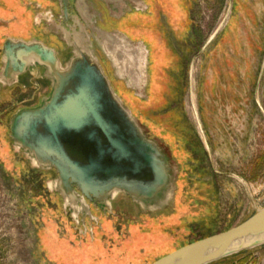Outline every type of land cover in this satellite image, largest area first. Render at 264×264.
Returning a JSON list of instances; mask_svg holds the SVG:
<instances>
[{
  "label": "rangeland",
  "instance_id": "374dc122",
  "mask_svg": "<svg viewBox=\"0 0 264 264\" xmlns=\"http://www.w3.org/2000/svg\"><path fill=\"white\" fill-rule=\"evenodd\" d=\"M95 1L103 7L104 1L111 7L118 4L117 0ZM69 2L73 4V0ZM175 2L178 9L182 8L186 13L182 18L188 22L173 26L165 8H157L162 23L152 20V28L160 31L161 27L162 37L169 40L175 57L155 76L158 82L152 79L155 73L152 62L147 63L149 73L142 92L130 87L115 61L107 59L109 56L106 57L96 45L93 34L85 28L80 32L66 27L76 45L80 40L77 37L85 34L89 38L92 42L87 45L92 51L90 56L102 68L115 95L142 127L145 137L160 147L168 164L170 183L174 184L171 201L160 210L148 211L130 196L122 194L110 205L84 199L88 208L79 211L66 206L59 190L53 189L51 196L48 186L52 181L55 183L57 172L53 168L32 167L34 164L24 150L15 148L10 132L11 120L17 112L41 106L52 93L54 82L46 74L47 68L34 66L39 71L40 85L35 96L31 89L30 70L17 76L21 87L13 86L8 93L2 90L0 95V264H68L72 254L67 251L66 242L61 240L68 241L71 235L76 248L88 247V240L96 236L97 244L103 242L106 246L101 252L103 257L106 256L105 250L122 252L123 246H128L130 255L136 257L141 246L139 243L155 241L163 246L156 255L160 259L196 240L226 231L264 207V52L261 50L264 32L259 31L256 38L259 50L250 56L254 59L251 64L248 62L245 80L238 79L229 84L227 77L223 76L226 73L221 71L222 66L216 68L218 79L213 76L214 69L208 59L213 49L220 50L224 42L231 46L240 43L237 26L239 1ZM125 5L134 11L129 0H125ZM251 5L258 10L259 16L264 13V0H254ZM67 7L69 11V4ZM138 20L135 36L141 37L143 22L140 15ZM186 24L192 30L188 27L186 31L189 32L185 33ZM104 30L114 32L118 29ZM131 40L142 41L139 38ZM63 43L68 51L59 52L62 55L59 62L65 67L74 56V50L65 38ZM247 57L250 58L249 54ZM110 61L116 74L125 78L127 83L115 77ZM3 62L0 50V73ZM235 70L238 71V67ZM23 85L27 88L24 92ZM164 134L174 135L180 149L166 142ZM186 193L200 201L192 206L191 217L181 213L176 222L161 221L165 219L164 214L180 207L181 201L188 205ZM206 194L208 198L204 197ZM49 209H54L55 214ZM143 210L162 216L158 223L160 227L131 240V232L143 221L140 214ZM156 260L144 258L140 264ZM211 264H264V245Z\"/></svg>",
  "mask_w": 264,
  "mask_h": 264
},
{
  "label": "water",
  "instance_id": "95a60500",
  "mask_svg": "<svg viewBox=\"0 0 264 264\" xmlns=\"http://www.w3.org/2000/svg\"><path fill=\"white\" fill-rule=\"evenodd\" d=\"M62 2L67 16L68 2ZM78 50L60 70L53 48L39 41L6 40L1 74L7 79L29 66H44L55 79L47 101L13 116L12 140L41 166L55 169L65 191H79L90 202H104L115 189L133 200L153 202L170 182L167 161L115 95L102 68L88 52ZM263 245L264 207L242 223L151 264H211Z\"/></svg>",
  "mask_w": 264,
  "mask_h": 264
},
{
  "label": "crops",
  "instance_id": "0c3cea01",
  "mask_svg": "<svg viewBox=\"0 0 264 264\" xmlns=\"http://www.w3.org/2000/svg\"><path fill=\"white\" fill-rule=\"evenodd\" d=\"M66 1H68L69 4L67 16L64 14V5L62 0H0V50L2 51V48L8 39L24 42L39 41L46 46L53 48L58 56V59L61 60V54L59 52L68 51V47L63 43L64 38L61 35L62 29L66 30V27H68L70 31L75 29L76 31L81 32L83 28H85L89 34H93L96 40V36L99 35V30L106 32L104 28H117L118 30H114V32H119L129 40L132 38L142 39V41L138 42L143 43L146 47L148 52V64L152 62L155 72L152 79H154L155 82H158L159 79L157 80L155 76H158L163 66L170 65L169 60L174 58L175 55L173 49L170 47L169 40L162 37L163 34L161 32V27L160 31L156 29L153 30L152 28L154 20L158 21V23H162L160 18L162 15L159 11H157V8H165V12L168 14V20L173 26L176 25V23L177 25L180 23L179 26H181V22H188V20L185 21V18L183 20L182 17H186V13L181 10L182 8L179 7L180 9H178V3L176 4L175 0L143 1L145 4L144 8L139 9L135 7L136 10L134 9L133 11L130 8L122 7V12L119 15L113 14L114 10H119L117 8L118 6L111 7V5L105 1L103 2V0L101 1L105 3V7H103V4L100 6L99 2H96L95 0H73V4H71L72 2H69L71 0ZM238 1L239 22L237 26L239 35L238 40L240 43L238 45L231 46L224 42L220 50L218 48L213 49L208 59L211 67L214 69V71H212L214 73L213 76L218 79L219 73L216 68L222 66L224 69L221 71L226 73V75L223 74V76L227 77V82L229 84L235 83L238 79H242V81L245 80L243 77H246L247 75L246 67L248 66V62L251 64L250 61L254 59V56H250L255 51L259 50L257 48L256 38L259 31L263 30L264 32V13L262 14L263 16H259L258 10L255 11V9L252 8L251 3H253L254 0ZM139 15L142 17L143 29L141 30L142 36L136 37L135 35L138 33L137 22L139 21ZM247 28L249 29L248 31L246 30ZM186 29L192 30L188 24L185 25L184 32H189L188 30L186 31ZM243 38L245 40L244 43L242 42ZM261 50L264 52V47ZM248 54L250 57L249 59L247 57ZM107 59L109 58L107 57ZM262 64V66H264V53ZM111 65L113 67L115 77L118 80H122L127 83L125 78L116 74L112 62ZM236 67H238V71L235 70ZM28 70H30V68H28ZM30 73L32 75L30 81L31 89H33L35 96V93L39 91L40 86L38 81L39 71L36 69L35 71L30 70ZM147 73H149V71H147ZM8 81H10V83H7L6 85L1 84L0 82V95L2 90H4V93H8L13 86L15 88L21 87L19 85L21 81L20 79L18 80L16 78V80H13V78H11ZM22 89L23 92L26 91V85H23ZM163 139L166 142H171V146L175 149H180V147L177 146V139L174 135H171L170 137L164 134ZM32 167L35 166L32 165ZM35 171L37 172V170ZM48 189L50 190L48 193L53 196V189H50L49 186ZM191 195L192 194L190 193H186L185 195V198L189 201L188 205L186 204V201H181L179 204L180 207H177L174 212L171 211L164 214L165 219L162 220V216L159 217L151 215L148 212L149 210L141 211L140 214L142 215L143 221H141V224L135 226V230H133L134 232H131L130 234L132 237H130V239L134 240L135 237L140 238L141 234L156 230L155 227L160 225H158L160 220L164 221V223H166V221L176 222L181 213L185 215V217H191L189 215H191V211H193L192 206H194V203L198 204L200 202H197L196 200L198 199ZM204 197L208 198L207 194L204 195ZM52 199L54 200V198ZM50 212L51 214H55L54 209L50 210ZM152 222L153 224H151ZM71 237L70 239L64 238L68 241L63 239L61 240L62 242H66L67 251L72 254H70V257L72 258H70L71 261L70 259L68 260V264H102L104 262L106 264H140L144 258H152V260L158 259L156 256L157 251L163 247L157 244L158 242L153 241L151 243L149 240L144 241L142 244L139 243L141 246L139 251L137 250L138 254L136 257L130 255V248L128 246L125 248H123V246L121 249L122 252L117 251L118 249L112 253L105 250L106 256L103 257L101 252L103 253L106 246L103 245V242L97 244L96 236L95 238L93 237L91 240H88L89 246H85L86 248H84L83 245L76 248L77 245H73V243L76 242L72 235ZM71 240L73 241L71 242ZM92 245H94L93 249Z\"/></svg>",
  "mask_w": 264,
  "mask_h": 264
},
{
  "label": "bare ground",
  "instance_id": "6f19581e",
  "mask_svg": "<svg viewBox=\"0 0 264 264\" xmlns=\"http://www.w3.org/2000/svg\"><path fill=\"white\" fill-rule=\"evenodd\" d=\"M130 2L139 9L144 8V4L142 0H130ZM79 40L76 45L72 39L69 45L73 46L74 56L79 54L78 47L88 52V54H92V51L89 50L88 46L90 43L89 38L84 34L81 37H77ZM96 45L106 54L115 61L117 67L121 71L122 75L129 81L130 87L133 86L138 91L142 92L143 84L147 83V49L141 42H133L127 39L124 35L118 32H105L99 30V35L96 37ZM58 68L60 70H64L67 66L63 67L58 61ZM30 70H34V66H29ZM48 76L51 74L46 72ZM13 80H16L17 76L12 77ZM53 82L55 79L51 76ZM4 74L0 73V82L3 84L10 83ZM146 86V85H145ZM144 86V87H145ZM142 129V127H141ZM143 131V130H142ZM15 148L17 150H21L20 144L16 143ZM25 155L29 158V160L34 164L35 167H42L45 169H50L49 166H41L42 164L36 159L34 154H32L29 150H24ZM176 171V169H174ZM51 189L61 190L65 196L66 206H72L75 210H87L88 206L84 198L79 197L77 192L65 191L62 188L61 182L59 178L55 180V183L52 181L49 183ZM174 192V184L168 183L165 189L160 193L157 199L154 202H145L142 199H135V202L139 204V206L144 210L156 211L168 205L173 197ZM124 195L125 192L119 189L112 190L108 196H106L104 202L110 204V201L118 198L120 195ZM108 197L110 199H108ZM81 203V205H80Z\"/></svg>",
  "mask_w": 264,
  "mask_h": 264
},
{
  "label": "flooded vegetation",
  "instance_id": "af4514ba",
  "mask_svg": "<svg viewBox=\"0 0 264 264\" xmlns=\"http://www.w3.org/2000/svg\"><path fill=\"white\" fill-rule=\"evenodd\" d=\"M107 1H109V0H107ZM130 1V0H129ZM117 2H118V4H117V8L119 9V10H114L113 11V14H115V15H119L121 12H122V7H124V4H125V0H117ZM130 4L132 5V6H134L131 2H130ZM128 8L129 6H127V5H125V8ZM135 7V6H134ZM62 36L65 38V40L68 42V43H70V41H71V37H70V34L65 30V29H62ZM97 37V36H96ZM111 202V201H110ZM110 205V204H109Z\"/></svg>",
  "mask_w": 264,
  "mask_h": 264
}]
</instances>
